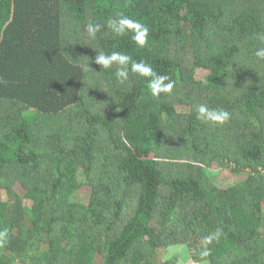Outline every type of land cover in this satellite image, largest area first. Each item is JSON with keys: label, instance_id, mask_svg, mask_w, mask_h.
I'll return each mask as SVG.
<instances>
[{"label": "trees", "instance_id": "1", "mask_svg": "<svg viewBox=\"0 0 264 264\" xmlns=\"http://www.w3.org/2000/svg\"><path fill=\"white\" fill-rule=\"evenodd\" d=\"M118 13L149 27L144 48L106 27ZM258 33L264 0H0V264H174L173 246L264 264ZM100 51L150 64L172 93L153 97L130 64L123 84L96 71ZM200 104L230 119L199 121ZM215 163L249 174L221 188Z\"/></svg>", "mask_w": 264, "mask_h": 264}, {"label": "clouds", "instance_id": "2", "mask_svg": "<svg viewBox=\"0 0 264 264\" xmlns=\"http://www.w3.org/2000/svg\"><path fill=\"white\" fill-rule=\"evenodd\" d=\"M118 18H108L106 27L111 30L112 34L117 37L130 36L131 41L138 47L144 48L148 44L150 35L149 27L138 20L129 18L122 13L117 14ZM105 25L101 23L90 22L86 25L87 35L95 39L97 33ZM257 38L264 43V33H258ZM258 60L264 61V46L259 47L254 52ZM92 63L98 66V72L107 71L115 66V78L123 84L129 78V64L132 73L137 74L139 77L146 78L145 83L148 91L153 97L159 98L161 94H171L175 87V82L170 80L167 75L158 74L150 64L144 61H135L131 56L119 52L112 51L110 54H105L103 51L96 52ZM196 119L205 123H213L223 125L230 119V113L224 109H211L205 104H200L195 107ZM220 233L217 232L213 236L207 238L210 243L212 239H218ZM8 229L0 230V244L7 241ZM207 250L201 253V256H207Z\"/></svg>", "mask_w": 264, "mask_h": 264}, {"label": "rangeland", "instance_id": "3", "mask_svg": "<svg viewBox=\"0 0 264 264\" xmlns=\"http://www.w3.org/2000/svg\"><path fill=\"white\" fill-rule=\"evenodd\" d=\"M208 74V72L204 70H197V76L199 78H203L204 75ZM178 112L182 114H187L190 111L189 107L185 106H177ZM29 115H33L34 112L31 111L28 113ZM209 173L213 177L214 182L217 186L221 188H228L234 184L241 182L242 180L246 179L249 173H243L240 175L234 174L230 168H222L218 163H215ZM3 199L7 200V195L3 192ZM90 197V188L83 187L80 189L75 195L74 199L86 204L89 201ZM160 257L164 258L167 261L173 262L174 264H197L192 262L190 258V252L186 246H173L169 247L168 249H161L160 250Z\"/></svg>", "mask_w": 264, "mask_h": 264}]
</instances>
